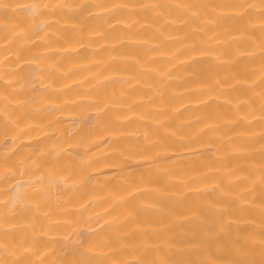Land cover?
<instances>
[{"label": "bare ground", "instance_id": "6f19581e", "mask_svg": "<svg viewBox=\"0 0 264 264\" xmlns=\"http://www.w3.org/2000/svg\"><path fill=\"white\" fill-rule=\"evenodd\" d=\"M0 264H264V0H0Z\"/></svg>", "mask_w": 264, "mask_h": 264}]
</instances>
